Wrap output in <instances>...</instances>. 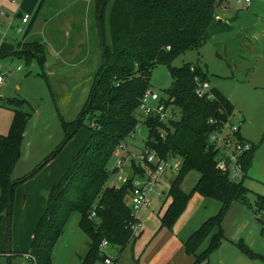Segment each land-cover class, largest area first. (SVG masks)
Instances as JSON below:
<instances>
[{
	"label": "trees",
	"instance_id": "obj_1",
	"mask_svg": "<svg viewBox=\"0 0 264 264\" xmlns=\"http://www.w3.org/2000/svg\"><path fill=\"white\" fill-rule=\"evenodd\" d=\"M222 1L94 0L95 18L101 33L102 63L79 118L69 122L59 114L65 134L62 146L78 133L86 121L90 123V136L50 192L31 241L30 254L36 258L35 264H54V248L75 212L80 215V227L90 239L89 251L81 258V264L104 262L107 258L101 249L104 241L108 246L123 250L136 238L130 229L134 218L127 200L133 195L134 177L141 173L133 164L136 174L128 183L118 188L107 183L114 152L121 144H128L127 140L134 137L140 123L147 128L146 138L150 148L157 150L163 158L182 162L168 190L170 203L161 217L162 229L171 230L185 211L191 194L182 189V182L191 172L200 175L193 191L221 204L219 212L207 219L184 242L185 252L194 259L193 264H208L210 255L222 245V225L233 203L253 209L250 191L244 180L231 181L217 170L218 152L209 143L217 127L234 115V105L215 88H211L213 100L196 95L198 82H209L207 74L198 64H186L181 68L172 65L186 52L199 50L215 33L219 25L217 8ZM108 9L110 44L104 37ZM40 12L41 7L34 21ZM33 23L26 32L25 40L16 45L14 56L27 66L38 63L43 67L47 62L45 44L27 39L32 33ZM159 65L166 66L174 80L172 87L164 95L160 94L163 103L175 113V120L167 124H160L157 116L144 118L139 111L142 98L152 91V73ZM8 102L16 109L9 134L0 135V214L12 208L14 191L20 182L14 181L12 176L21 159L31 118L21 109L26 101L10 99ZM237 135L243 140L240 132ZM255 150L256 147L251 148L243 158L246 176L252 167ZM57 152L51 157H55ZM51 157L30 176L37 173ZM263 212L264 197L257 195L254 213L259 217ZM259 220L264 225V216ZM216 229L218 231L213 234ZM211 235L210 244L202 251V246ZM238 248L249 259L264 262V256L254 253L244 243H240Z\"/></svg>",
	"mask_w": 264,
	"mask_h": 264
},
{
	"label": "rangeland",
	"instance_id": "obj_2",
	"mask_svg": "<svg viewBox=\"0 0 264 264\" xmlns=\"http://www.w3.org/2000/svg\"><path fill=\"white\" fill-rule=\"evenodd\" d=\"M74 1L0 0V52H10L0 53L2 72L6 73L5 83L0 86V135H8L13 124L16 107L9 104L10 99L26 101L21 109L31 115L21 159L12 176L14 181H20L14 191L12 208L0 214V264H9L6 254L9 251L14 254L11 264H32L23 260L22 253L31 251L35 227L45 211L53 186L65 175L90 136V123L86 121L78 133L62 146L65 134L59 114L69 122L79 118L102 63L101 33L95 18L94 0H78V5L69 8L76 10L78 21L65 51H60L64 46V41H61L63 34L57 36L55 32L51 37L53 42L49 39L48 30H52L48 29L49 21H52V26L59 27L58 23L64 17L60 14ZM237 1L223 0L217 8V17L223 19L225 14L224 22L218 21L215 33L199 50L186 52L172 64L175 68L198 64L207 74L210 87L222 92L234 105L232 122L240 126L243 140L251 148L256 147L252 167L244 179L253 209L233 203L222 225V245L210 255L208 264H264L263 261L249 259L238 248L240 243H245L264 256V225L259 220L264 212L258 218L254 213L257 195L264 197V0H253L249 7ZM40 7L41 12L34 21ZM2 12L9 18L2 16ZM20 12L31 17L29 24H22ZM31 23L33 30L28 39L42 41L46 46L47 62L43 67L38 63L27 66L14 56L17 42L25 40ZM20 27L22 33L17 32ZM104 37L110 44L109 9L105 17ZM18 67L22 69L18 70ZM173 82L168 68L159 65L152 73L151 90L164 95ZM146 133V126L140 123L134 137L127 140L129 145L136 143V152L143 150ZM55 152L57 155L51 157ZM49 157L51 159L30 176ZM114 166L113 157L109 168ZM176 175V172L167 171L151 193L149 206L133 211L141 224L138 234L143 232L136 242L123 250L112 246L105 250L112 257L119 256V264H141L157 241V252L163 251L167 244L164 241L171 238L172 231L162 229L161 217L169 206L168 190ZM199 177V173L194 171L187 174L182 182V189L191 197L177 220L179 227L190 223L200 227L219 212L221 204L218 201L193 191ZM119 183L117 175L111 171L107 185L118 188L121 186ZM127 203L132 207L131 199ZM212 235L205 241L202 251L210 244ZM89 240L80 227V215L73 213L54 248L53 263L81 264L80 257H85L89 251Z\"/></svg>",
	"mask_w": 264,
	"mask_h": 264
},
{
	"label": "built area",
	"instance_id": "obj_3",
	"mask_svg": "<svg viewBox=\"0 0 264 264\" xmlns=\"http://www.w3.org/2000/svg\"><path fill=\"white\" fill-rule=\"evenodd\" d=\"M237 2L249 7L252 5L253 0H238ZM1 15L5 16L3 12ZM29 21V15H25L22 18V24H28ZM1 24L2 18L0 17ZM17 32H23L21 27L18 28ZM21 69L22 67H19V70ZM5 77L6 73L2 72L0 65V86L5 83ZM198 83L195 89L196 95L213 100L214 94L211 92L209 83ZM139 111L144 118L151 115L157 116L160 124H167L169 121L175 120L174 110L170 106H166L161 100L160 94L155 91L147 92L144 95L139 105ZM233 117L234 115L217 127V131L211 135L209 143L218 152L215 163L217 170L231 181L241 182L246 178L243 158L251 150V147L246 141L238 138L237 134L240 132V126L232 122ZM210 122L213 123L212 120ZM161 136L163 139L165 138L163 134ZM147 142L149 140L146 138L143 143L144 148L139 153L131 151L129 144H121L114 152L115 166L113 169H110V171H113L117 175V179L120 182L119 185L121 186L128 183L134 177V174H136L133 170V164L135 165V169L141 173L140 176L134 177L133 195L131 197L132 207L130 208L134 221L131 223L130 229L134 237L137 236L141 224L133 211H139L149 206L150 195L154 192L163 175L167 171L178 173L182 164L179 159L163 158L157 150L150 148ZM128 169L132 170L129 174ZM93 217H95V214H93ZM107 247L108 243L104 241L101 249L104 251ZM24 256L27 262L36 263V258L33 255L25 254ZM104 263L118 264V261L107 257Z\"/></svg>",
	"mask_w": 264,
	"mask_h": 264
},
{
	"label": "crops",
	"instance_id": "obj_4",
	"mask_svg": "<svg viewBox=\"0 0 264 264\" xmlns=\"http://www.w3.org/2000/svg\"><path fill=\"white\" fill-rule=\"evenodd\" d=\"M80 1L78 0H75L74 2H70V6L67 7V11L65 10V12L61 13V15H63V20L62 22H59L58 24L60 25L59 27L54 25L52 26V21H49V28L48 29H52L51 31L48 30V34H49V39L51 41V37H52V34L56 32L57 36L58 35H61L63 34V39L61 38V41H64V46H63V49H61L60 51H65L66 48L69 46V37H70V34H72L73 32L75 33L76 31V25H77V21H78V16L76 15V10H69L70 7L72 6H76L78 5ZM74 3V4H73ZM73 4V5H72ZM39 9V8H38ZM226 9V8H225ZM224 10V8H223ZM71 11V12H70ZM19 14H22L21 12ZM7 16V18H9L8 15H5ZM25 15L22 14V18L24 17ZM31 19V17H30ZM224 19H225V14H224V18L223 19H218V21L220 23H223L224 22ZM30 23V21H29ZM28 23V24H29ZM62 26V27H61ZM54 27V28H53ZM61 29H64V30H61ZM55 30V31H54ZM27 32V31H26ZM6 33V31H5ZM4 35V33L2 34ZM26 35V34H25ZM31 36V35H30ZM29 36V37H30ZM28 37V38H29ZM27 38V39H28ZM56 41V40H55ZM21 42V41H19ZM17 42V44L19 43ZM53 42V41H51ZM16 44V45H17ZM53 44V45H52ZM51 47L53 49L56 50V53L57 55H60L61 53L57 51L54 43H51ZM5 51L3 52H0V53H4ZM15 52V51H14ZM5 53H10V52H5ZM62 56V55H61ZM1 57V56H0ZM59 58V57H58ZM60 59V58H59ZM18 70H19V67H18ZM130 148H132L134 151H137V145L136 143L134 144H131L129 146ZM249 174H247L246 177H248ZM19 180V179H17ZM16 180V181H17ZM164 193V192H163ZM48 202V200H47ZM47 205V203H46ZM242 205V204H241ZM243 206V205H242ZM239 207V206H238ZM244 207V206H243ZM243 211V210H242ZM242 214V212H241ZM240 214V215H241ZM261 216V215H260ZM264 216V215H263ZM258 218V217H257ZM205 222V221H204ZM203 222V223H204ZM202 223V224H203ZM224 223V222H223ZM191 224V223H190ZM188 224L187 226H181L179 227V221L176 223V225L172 228V231L170 235L171 238H167V241H164V242H167V244L165 245L163 251L161 252H157V249L159 247V241L155 242L154 246L151 248V251L150 253L148 254V256L144 259L143 262H141V264H193L194 262V259L192 257H189L186 252H185V247H184V242L190 237V235H192L196 230H198L200 227H198V225H190ZM201 224V225H202ZM200 225V226H201ZM169 231V232H170ZM142 231L140 232V234H137V236H135L136 238L131 242H136V240L142 235ZM33 238V236H32ZM32 241V239H31ZM130 243V244H131ZM245 244V243H244ZM246 245V244H245ZM247 246V245H246ZM110 248V246H108L105 250H108ZM104 250V252H105ZM252 250V249H251ZM253 251V250H252ZM157 252V253H156ZM254 253L258 254V255H261L255 251H253ZM8 255V259H9V264H11V261L13 260L14 258V254L12 253V251H9L6 253ZM25 254H30V252L28 253H22V255H25ZM106 256L108 258H111L112 260H116L118 261V264H119V256L117 257H112L110 254H107V252H105ZM10 255V256H9ZM263 256V255H261ZM54 258V256H53ZM82 258V257H80ZM150 259V260H148ZM23 260L26 261L25 259V256H23ZM27 262V261H26ZM23 264H26V263H23ZM33 264V263H32ZM101 264H105L104 262L101 261Z\"/></svg>",
	"mask_w": 264,
	"mask_h": 264
}]
</instances>
